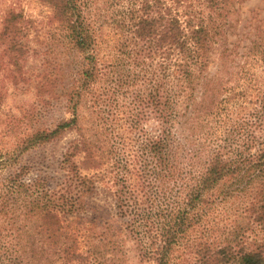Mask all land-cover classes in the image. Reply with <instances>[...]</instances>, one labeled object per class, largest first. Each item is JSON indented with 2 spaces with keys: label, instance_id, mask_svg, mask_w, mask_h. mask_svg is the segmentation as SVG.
Masks as SVG:
<instances>
[{
  "label": "trees",
  "instance_id": "obj_1",
  "mask_svg": "<svg viewBox=\"0 0 264 264\" xmlns=\"http://www.w3.org/2000/svg\"><path fill=\"white\" fill-rule=\"evenodd\" d=\"M43 1L75 60L72 118L29 145L76 126L84 98L98 129L69 147L54 189L24 166L5 174L10 155L0 154V235L15 236L7 257L102 264L91 243L79 247L90 234L70 226L97 222L83 215L101 184L141 262L264 264V18L241 17L246 0ZM22 19L9 9L1 22L11 56L28 49Z\"/></svg>",
  "mask_w": 264,
  "mask_h": 264
},
{
  "label": "rangeland",
  "instance_id": "obj_2",
  "mask_svg": "<svg viewBox=\"0 0 264 264\" xmlns=\"http://www.w3.org/2000/svg\"><path fill=\"white\" fill-rule=\"evenodd\" d=\"M104 1L97 0V8L103 10ZM239 8L241 17L264 18V0H246ZM9 9L23 16L25 27L18 35L28 49L25 55L11 56L0 44V154L8 153L11 161L4 173L24 166L28 180L44 178L54 189L66 173L62 164L64 154L73 142L95 139L97 118L90 100L84 98L78 106L80 119L76 126L50 141L29 145L30 139L39 132L53 130L57 124L72 118L66 93L76 65L71 63V59L75 60L69 56L62 26L47 3L43 0H0V30L3 16ZM105 29L109 31V26ZM80 158L78 155L74 161ZM80 167L83 174L96 173L89 166L80 164ZM86 202L88 211L83 218L88 221L93 216L97 222L88 226L75 218L70 224L71 229L90 234L88 241H82L83 236L82 239L77 237L81 243L79 247L87 250L91 243L102 264H148L141 262L135 241L124 222L116 216L109 189L100 184L97 193ZM3 234L0 235V264H14L15 255L7 257L5 248L15 236ZM261 251L264 256V248Z\"/></svg>",
  "mask_w": 264,
  "mask_h": 264
}]
</instances>
